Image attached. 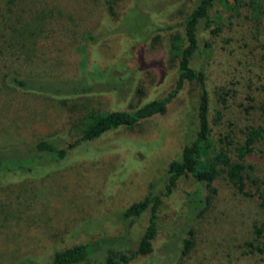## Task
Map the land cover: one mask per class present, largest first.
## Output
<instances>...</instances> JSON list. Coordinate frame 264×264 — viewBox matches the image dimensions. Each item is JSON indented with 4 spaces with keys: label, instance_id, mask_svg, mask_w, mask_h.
Returning a JSON list of instances; mask_svg holds the SVG:
<instances>
[{
    "label": "rangeland",
    "instance_id": "rangeland-1",
    "mask_svg": "<svg viewBox=\"0 0 264 264\" xmlns=\"http://www.w3.org/2000/svg\"><path fill=\"white\" fill-rule=\"evenodd\" d=\"M21 1L0 0V163L16 167L0 170V264H51L55 251L84 244L90 245L87 263L104 264L109 253L137 248L150 213L125 220L124 210L164 192L170 163L193 140L196 86L187 85L164 115L111 130L59 161L35 146L48 141L66 148L81 137L91 112L133 111L167 96L181 24L198 0H67L76 11L66 27L58 21L68 19L61 16L65 0ZM49 1L56 7L44 11ZM230 1L232 8L212 11L214 32L200 23L192 60L206 75L211 116L224 80L242 76L264 85V48L253 44L252 62L238 47L251 11ZM53 19L61 36L42 48L38 42L51 37ZM80 77L91 92L83 93L78 81L70 84L74 89L48 91L13 83ZM257 177L264 179V172ZM156 226L152 252L128 264H264V207L222 178L208 188L190 174L182 177L163 198ZM186 239L191 245L184 255Z\"/></svg>",
    "mask_w": 264,
    "mask_h": 264
},
{
    "label": "trees",
    "instance_id": "trees-1",
    "mask_svg": "<svg viewBox=\"0 0 264 264\" xmlns=\"http://www.w3.org/2000/svg\"><path fill=\"white\" fill-rule=\"evenodd\" d=\"M17 1V0H16ZM13 2V1H12ZM19 2V1H18ZM22 3L24 0L21 1ZM62 4L65 8L59 19L61 25H69L66 21L75 19V8L69 10L67 0ZM43 10L54 9L55 1L44 2ZM89 7L92 5L88 3ZM230 0H198L195 7L186 16L181 24L182 41L175 45V83L172 91L165 97L152 100L143 104L133 111L91 112L83 125L81 137L69 144L66 148L57 147L48 141L36 144V151L47 155L50 159L59 161L63 159L70 149L85 142H92L105 133L120 127L133 128L143 121L158 115H164L172 99L182 93L187 85H194L198 96L193 112L196 125L193 140L183 146L179 159L170 163L167 170V183L164 192L158 195H147L142 201L131 204L122 214L125 220H135L143 213L149 211L150 219L148 226L141 236L137 248L127 253H109L104 264H128L139 256H147L152 252L153 242L157 233L156 221L163 198L168 196L176 183L184 176L190 174L195 180L208 187L214 180L222 178L236 194L245 197L258 196L260 206L264 207V179L257 177L258 172H264V85L253 82L250 78L236 76L235 81L225 82L222 93L216 98L214 115L211 116L210 94L206 75L192 66V60L199 49V25L203 22V29L210 30L214 26L212 11L221 5L232 8ZM234 6L243 7L250 12L247 18V28L240 40L239 49L242 57L254 62L257 44L264 48V0H235ZM233 6V8H234ZM44 10V11H45ZM1 18V16H0ZM57 20H51L52 34L45 41H39L41 47L51 49L57 43L59 29L62 28ZM1 25V23H0ZM2 30V29H1ZM4 38V35H0ZM17 43V42H16ZM18 44V43H17ZM46 45V46H45ZM44 50L51 53L50 50ZM253 64V63H252ZM76 81L81 83L83 93L92 91L85 78H77L66 83L52 81H31L13 79V83L24 90H47L61 85V89H74L70 84ZM108 86L105 83L104 86ZM85 87V88H84ZM72 90V93H76ZM217 129V149L212 140V133ZM43 157V156H42ZM41 158V157H39ZM7 166V165H6ZM2 166L0 170H15L9 166ZM23 167V166H22ZM18 168V167H17ZM1 170V171H2ZM255 192H251V190ZM256 234L261 230L254 227ZM189 239L183 241L182 254H186L190 248ZM247 246H252L247 243ZM89 244L76 245L63 251H55L51 258V264H89ZM261 251L260 248H257Z\"/></svg>",
    "mask_w": 264,
    "mask_h": 264
}]
</instances>
